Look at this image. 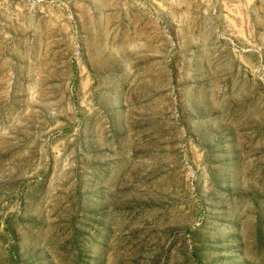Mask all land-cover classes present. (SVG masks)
Instances as JSON below:
<instances>
[{"label":"rangeland","instance_id":"1","mask_svg":"<svg viewBox=\"0 0 264 264\" xmlns=\"http://www.w3.org/2000/svg\"><path fill=\"white\" fill-rule=\"evenodd\" d=\"M0 264H264V0H0Z\"/></svg>","mask_w":264,"mask_h":264},{"label":"bare ground","instance_id":"2","mask_svg":"<svg viewBox=\"0 0 264 264\" xmlns=\"http://www.w3.org/2000/svg\"><path fill=\"white\" fill-rule=\"evenodd\" d=\"M103 59V58H102Z\"/></svg>","mask_w":264,"mask_h":264}]
</instances>
